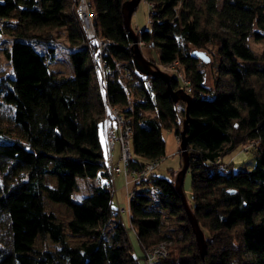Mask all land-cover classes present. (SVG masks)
I'll use <instances>...</instances> for the list:
<instances>
[{
  "label": "trees",
  "instance_id": "obj_1",
  "mask_svg": "<svg viewBox=\"0 0 264 264\" xmlns=\"http://www.w3.org/2000/svg\"><path fill=\"white\" fill-rule=\"evenodd\" d=\"M124 1L90 0L96 32L110 40L102 50L109 68L105 98L131 127L128 165L138 169L165 155L162 132L172 130L179 137L185 114L181 109L179 119L178 102L163 78L137 67L123 22ZM145 1L150 22L136 30L138 40L157 50L159 64L179 60L190 84L189 205L211 237L202 260L174 185L175 170L170 178L152 174V180L139 184L147 187L135 188L129 199L130 227L139 243L149 246L174 238L161 232L162 210L176 217L183 238H177L176 252L170 249L162 264H264V52L255 53L248 41L250 36L264 43V0H223L220 6L217 0ZM72 5L73 0H0V34L10 36L3 53L11 68L0 76V264L141 262L114 204L112 174L100 141L107 108L92 60L96 47L84 43ZM45 28L65 29L63 47L72 75L50 69L46 55L53 57L56 39ZM213 40L218 62L209 87L198 66L204 60L193 51ZM38 42L50 44L46 55L36 48ZM121 67L130 78L121 75ZM170 86L181 87L173 74ZM251 140L252 169L233 171L232 162L221 161ZM77 176L104 182L73 200ZM45 199L66 204L69 232L85 240L66 242L65 227L46 210ZM109 220L113 226L106 230ZM38 237L60 246L39 248Z\"/></svg>",
  "mask_w": 264,
  "mask_h": 264
},
{
  "label": "rangeland",
  "instance_id": "obj_2",
  "mask_svg": "<svg viewBox=\"0 0 264 264\" xmlns=\"http://www.w3.org/2000/svg\"><path fill=\"white\" fill-rule=\"evenodd\" d=\"M223 0H217L218 5L220 6L222 4ZM148 3L145 0H140L135 11L132 14L131 17V27L133 30H141L143 28L147 27V21H148ZM51 31L50 33L55 36V39L59 42H61V45H66L67 44V39H66V31L64 28H53V29H46ZM10 36L8 34H0V76L5 75L6 73H10L11 68L8 59L5 57L3 50L6 49L8 46H10ZM249 45L250 48L257 53L258 55H262L264 52V43L263 41H256L252 37L249 36ZM36 48L43 54H47L48 51V46L50 44L47 43H41L38 42L35 44ZM54 46V53L53 57H50V55H46V61L49 64L50 69H52L55 73L62 74V75H72L73 74V68L70 62V58L68 55V49L66 47H63L61 45H55L51 44ZM140 46V49L144 55L145 58H147L149 61H152L155 63L161 70L173 74L175 73L173 69L169 67V65H162L159 64L158 62V52L155 48L149 46V45H144ZM216 48L217 44L216 41L213 40V43L207 44L206 48L199 49L203 53H205L209 57L208 62H200L198 64L199 68L204 71V83L209 86L213 87L214 85V79L217 71L216 64L218 62V57L216 55ZM224 82L226 80V77H223ZM227 81V80H226ZM184 108V102L179 101L177 103V109H178V117L179 119L181 118V112L180 110ZM2 112L5 114H8V110L3 109ZM170 132L172 134V137L175 138V134L172 130H164L163 131V138L165 140L166 133ZM100 134V139L102 141V145L104 148V152L106 153L108 151L107 144L105 143V133H104V128H100L99 130ZM174 144V150L172 153L167 150H165V155L159 159L158 165L153 169V173H155L158 176L170 178V171L175 170L178 171L181 167V156L179 152V147L178 149L176 148V144ZM254 145H250V141L248 144H245L242 147H236L233 151L224 154L221 158V161L227 165V163L232 162L231 168L233 171H237L239 169H252L255 165V159H254V154L252 152V147ZM169 147V146H168ZM119 148V145L116 143L113 149V156H114V161H117L118 157V151L117 149ZM248 148V149H247ZM108 155V154H107ZM108 160V159H107ZM174 171H172L173 174ZM46 181L48 183L53 184L54 180L52 177L46 176ZM76 182H77V189L72 193L71 198L73 200H80L83 196L88 195L91 193V188L94 185L100 184L99 178L97 177H84V176H77L76 177ZM125 180L123 179V183H118L115 185V191H114V204L117 205L118 207H125L127 202H126V193H127V188L125 187ZM122 185V187H121ZM148 185H137V187H147ZM133 185L129 187V189H132ZM182 190L184 193V196L187 200V202L190 204L192 201V193H191V178H190V172L187 171L184 179H183V185H182ZM120 202V203H119ZM44 206L47 211H50L54 213L58 217L60 221H62L64 227H65V233H66V242L69 244H74L78 243L82 240H85V237L80 236V235H73L72 233L69 232L67 228V222L71 218V211L70 209L66 206V204L62 202H54L50 201L48 199L44 200ZM118 212L122 214V218L127 223V218H126V209L121 211L118 209ZM162 223H161V232L164 234H167L169 236H172L174 238L171 239L170 243V249L172 250V253L176 252L177 249V238L181 239L182 233L180 231V226L178 223V220L176 219L175 216L171 215L167 210H162ZM113 226V221L109 220L107 223V226L105 229L107 230L108 227L112 229ZM203 233L204 237L207 243V239L211 237L209 235L208 231L206 228H203ZM128 239L129 243L131 245L132 251L138 256H142V249L140 246V243L133 231L130 227H128ZM191 241L193 243V247L196 249V244L194 243V237L191 236ZM218 243V239L214 238L213 239V245ZM35 245L39 248H55L59 247V244H56L52 242L48 237H38L35 241ZM212 245V247H213ZM211 246V245H210ZM197 250V249H196ZM210 250V249H209Z\"/></svg>",
  "mask_w": 264,
  "mask_h": 264
},
{
  "label": "built area",
  "instance_id": "obj_3",
  "mask_svg": "<svg viewBox=\"0 0 264 264\" xmlns=\"http://www.w3.org/2000/svg\"><path fill=\"white\" fill-rule=\"evenodd\" d=\"M147 3L149 7L150 3ZM72 7L79 24V29L81 31L84 43L87 46L94 44L96 47V53H93L92 60L94 63L95 73L100 84V92L107 108L104 128L109 153V169L113 175L122 174L126 186H128L129 183L133 185V188L128 189L126 193V199L129 201L137 185H139L142 181L153 179V169L158 165L159 159L149 160L138 169H133L128 165L132 159L131 127L124 122L119 109L116 106L109 104L105 98L106 76L109 68L106 67L105 61L102 58V50L105 48L106 44L110 42V40L97 34L93 21L94 8L90 0H73ZM2 22L3 20L0 17V29H2ZM149 22L150 18H148L147 24H149ZM55 41L57 45H61V42L57 40ZM138 44L142 45L144 42L138 40ZM167 65H169V67L174 70L175 73H173V75L178 78L181 87L188 93L190 91V84L184 75L179 60H173ZM120 72L124 78L131 77L127 68L121 67ZM146 84L150 85V82H146ZM176 139L179 143V137H176ZM115 143H117L120 148L119 160L117 163H113L111 161V152ZM253 144L254 141L251 140L250 145ZM118 209L121 211L125 210L124 207H118ZM170 243L171 240L166 239L153 243L149 246H145L144 244L140 243L142 249L140 264H162L164 261H166V259H168L170 255Z\"/></svg>",
  "mask_w": 264,
  "mask_h": 264
},
{
  "label": "water",
  "instance_id": "obj_4",
  "mask_svg": "<svg viewBox=\"0 0 264 264\" xmlns=\"http://www.w3.org/2000/svg\"><path fill=\"white\" fill-rule=\"evenodd\" d=\"M139 1L140 0H126L122 3L121 11H122V16H123V22H124L125 28L132 41V53H133V58L135 60L137 67L146 74L159 75L166 82L167 90L172 100L174 102L182 101L185 103V106H184L185 116L182 119V125H181L180 136H179L180 140H179V145H178L180 156H181V167L176 172V176L174 179V185L180 196L182 206L186 213L187 220L190 224L192 233L194 235L198 253L200 257L202 258V260H204V256L207 251L204 233L189 203L187 202L184 196L183 190H182L183 179H184L186 172L188 171V166H189V151L187 148L186 128H187V123L189 121V106H190L192 98H191V95L187 93L182 87L178 89H172L170 86L171 74L161 70L155 63H153L152 61H149L147 58L144 57L140 49V46L138 44V34L136 33L135 30H133L130 24L132 14L135 11ZM193 54L202 58L206 62L209 61V57L202 51L194 50Z\"/></svg>",
  "mask_w": 264,
  "mask_h": 264
},
{
  "label": "crops",
  "instance_id": "obj_5",
  "mask_svg": "<svg viewBox=\"0 0 264 264\" xmlns=\"http://www.w3.org/2000/svg\"><path fill=\"white\" fill-rule=\"evenodd\" d=\"M102 128H104L103 126H102ZM113 129H114V127H113ZM100 130V129H99ZM164 131V130H163ZM167 131V130H166ZM104 133H105V128H104ZM99 136H100V134H99ZM105 143L107 144V142H106V133H105ZM162 136H163V132H162ZM100 141H101V139H100ZM165 150H167V148H168V151H169V153L171 152H173V151H175L174 150V144L173 143H175L176 144V148L178 149V145H179V143L177 142V139H176V136H175V138L174 137H172V134L170 133V132H167L166 133V136H165ZM101 144H102V141H101ZM116 144V143H115ZM115 144H114V146H115ZM103 146V145H102ZM114 146H113V149H114ZM169 146V147H168ZM104 149V148H103ZM113 149H112V151H113ZM165 150H164V152H165ZM117 151H118V157H117V161L115 162L114 161V156H113V152H111V161L113 162V163H117L118 162V160H119V154H120V148H118L117 149ZM108 154V155H107ZM106 155H107V158H108V164H109V153H108V151L106 152ZM155 174V173H154ZM170 177H171V175H170ZM98 178V177H97ZM112 186H113V189H114V191H115V185L118 183V181H119V183L121 184V183H123V179H124V177H123V175L122 174H112ZM99 181H100V183H103L104 182V179H100L99 178ZM125 184V183H124ZM130 186H132L131 185V183H129L128 184V186H126L125 185V187L127 188V190L129 189V187ZM121 187H122V185H121ZM137 187V186H136ZM138 188V187H137ZM114 197V196H113ZM126 202H127V204H126V206L124 207V209H126V218H127V223H125V221L123 220V218H122V214H121V219H122V222H123V224L125 225V227L127 228V230H128V227H130V220H129V216H130V210H129V201L126 199ZM120 203V202H119ZM116 206H118V204L116 205ZM131 228V227H130ZM132 229V228H131ZM133 231H134V229H133ZM128 232V231H127ZM134 233H135V231H134ZM128 234V233H127ZM136 235V234H135ZM137 237V236H136ZM134 253V252H133ZM135 254V253H134ZM136 255V254H135Z\"/></svg>",
  "mask_w": 264,
  "mask_h": 264
}]
</instances>
